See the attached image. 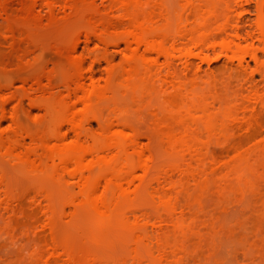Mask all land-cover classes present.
Returning <instances> with one entry per match:
<instances>
[{
	"label": "rangeland",
	"instance_id": "obj_1",
	"mask_svg": "<svg viewBox=\"0 0 264 264\" xmlns=\"http://www.w3.org/2000/svg\"><path fill=\"white\" fill-rule=\"evenodd\" d=\"M114 1L8 0L5 9L0 5V264H49L51 246L61 259L72 256L86 264H264L262 143L218 160L207 156L205 163L212 170L202 171L195 164L184 168L187 175L196 174V180H182L186 175L176 171L174 184H162L160 194L131 187L126 192L129 199L100 216L89 214L78 188L66 190L65 185L76 186L78 180L58 169L57 155H25L33 147V135L51 146L57 143V131L66 135V146L75 140L69 121L81 114L83 106L77 102L72 80L82 74L86 89L94 82L103 92L102 99L83 113L88 133L99 131L100 117L112 122L114 130L125 127L126 133L140 137L152 160L144 179L147 185L179 164L181 153H170L160 137L149 138L157 125L163 129L169 122L157 88L138 82L137 75L129 80L122 69L124 43L105 45L93 35L88 38L101 28L106 14L120 16L110 10ZM164 1L170 13L167 20H156L153 36L172 35L178 27L176 16L183 1ZM256 1L243 2L249 13L242 16L251 23L256 19ZM250 31V46L263 50L258 29L253 26ZM215 58L210 64L230 58L236 62L232 53L219 61ZM246 60L247 74L258 81L262 96L258 67L249 57ZM112 69L116 79L109 82ZM215 83H200L193 91L194 101H202L211 111L221 110L218 119L223 120L233 99L245 95L248 86L229 82L227 74H218ZM14 131L19 141L15 147L8 138ZM196 133L201 138L189 140L182 151L202 149L205 154L207 144L220 150L203 127ZM84 141L92 144L90 138ZM162 192L170 195L167 204L160 201ZM32 211L36 217L28 214ZM169 211H175L178 222H165Z\"/></svg>",
	"mask_w": 264,
	"mask_h": 264
},
{
	"label": "bare ground",
	"instance_id": "obj_2",
	"mask_svg": "<svg viewBox=\"0 0 264 264\" xmlns=\"http://www.w3.org/2000/svg\"><path fill=\"white\" fill-rule=\"evenodd\" d=\"M7 1L0 0L2 9L7 7ZM182 1L176 16L178 27L172 35H152L156 20L166 19L165 16L170 13L164 0H116L111 3L110 10L120 12V16L109 17L106 14L101 28L88 35V38L92 35L97 37L105 45L124 43L127 53L122 69L129 80L137 75L138 82L157 88V95L167 105L169 122L163 129L157 125L149 138L160 137L170 153H181L175 169L165 171L147 185L144 179L151 169L152 160L142 148L140 137L129 135L124 131L125 127L114 130L112 122L103 121L100 117L97 118L99 131L87 132L88 122L83 113L102 99L103 92L94 82L90 89H86L82 74L72 80L77 102L83 106L81 114L69 121L75 140L66 146V135L57 131L54 135L57 143L51 146L43 138L31 136L33 147L25 155L38 152L45 153L47 157L57 155L58 169L67 173L69 179L78 180L76 186L65 185L66 190L78 188L91 215L100 216L114 205L129 199L126 192L131 187L135 192L145 187L160 194L162 184H174L176 171L186 175L182 180H196V174L187 175L184 168L195 164L202 167V171L212 170L205 163L207 156L218 160L222 155L239 153L245 146L264 144V95L258 94V81L254 76L247 74L249 61L246 60L249 57L256 63L260 80L264 83V49L260 51L250 46L253 26L258 29L264 43V0L255 3L254 23L242 16L244 12L249 13L243 6L244 0ZM108 30L115 33L108 35ZM216 47H219V53ZM228 53L233 54L236 62L230 58L229 62L210 64L212 56H216L217 61L222 55L227 57ZM79 63L82 66L83 59ZM204 63L206 68H203ZM218 74H227L229 82L233 79L248 86L245 95L233 99V105L225 110L223 120L218 119L221 110L211 111L200 100L195 103L193 95L200 83H215ZM115 79L116 70L112 69L108 81ZM197 112L202 115L195 116ZM200 127L205 129L208 138L216 139L220 150L210 148L208 144L204 147L205 154L202 149L181 150L189 140L201 138L196 133ZM111 132H114L113 136H107ZM11 134L8 138L15 147L19 143L17 132ZM85 138H90L92 144L87 145ZM138 172L142 175L139 176ZM169 197L168 193L162 192L161 203L167 204ZM19 206L22 207V204ZM28 214L37 216L35 211ZM130 214L136 213L132 211ZM178 220L175 211H169L165 218V222L171 223ZM48 237L42 236L46 242ZM47 261L49 264H86L72 256L61 259L58 249L53 246Z\"/></svg>",
	"mask_w": 264,
	"mask_h": 264
}]
</instances>
